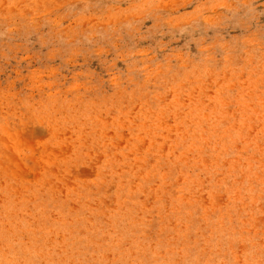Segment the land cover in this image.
Listing matches in <instances>:
<instances>
[{
  "label": "rangeland",
  "instance_id": "obj_1",
  "mask_svg": "<svg viewBox=\"0 0 264 264\" xmlns=\"http://www.w3.org/2000/svg\"><path fill=\"white\" fill-rule=\"evenodd\" d=\"M0 264H264V0H0Z\"/></svg>",
  "mask_w": 264,
  "mask_h": 264
}]
</instances>
